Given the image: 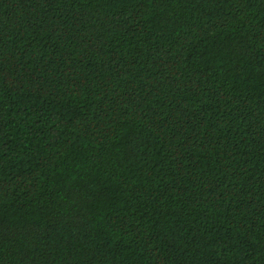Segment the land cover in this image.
I'll use <instances>...</instances> for the list:
<instances>
[{"label": "trees", "instance_id": "obj_1", "mask_svg": "<svg viewBox=\"0 0 264 264\" xmlns=\"http://www.w3.org/2000/svg\"><path fill=\"white\" fill-rule=\"evenodd\" d=\"M0 264H264V0H0Z\"/></svg>", "mask_w": 264, "mask_h": 264}]
</instances>
